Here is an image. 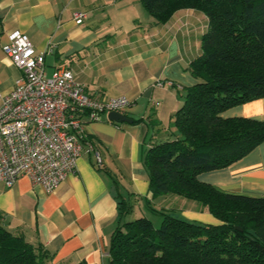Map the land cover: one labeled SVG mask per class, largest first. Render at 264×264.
<instances>
[{
	"label": "crops",
	"instance_id": "1",
	"mask_svg": "<svg viewBox=\"0 0 264 264\" xmlns=\"http://www.w3.org/2000/svg\"><path fill=\"white\" fill-rule=\"evenodd\" d=\"M77 11L88 14L81 25L73 19ZM208 28V18L193 9L157 24L140 0H0V97L23 78L3 51L8 35L20 30L36 54L45 53L48 78L60 69L71 70L91 97L130 101L121 112L129 122H113L107 114L86 122L77 173L54 192L46 193L28 176L12 188L0 181V226L41 247L50 256L49 264H109L119 225L117 194L133 205L125 220L162 211L191 222L219 224L195 201L154 197L144 164L150 148L176 138L173 115L187 88L197 82L189 67L202 54ZM223 116L264 121V98L233 107ZM199 179L227 194L263 197L264 142Z\"/></svg>",
	"mask_w": 264,
	"mask_h": 264
},
{
	"label": "trees",
	"instance_id": "2",
	"mask_svg": "<svg viewBox=\"0 0 264 264\" xmlns=\"http://www.w3.org/2000/svg\"><path fill=\"white\" fill-rule=\"evenodd\" d=\"M140 1L157 24L185 9L209 20L202 54L189 67L197 82L173 115L176 138L150 148L144 164L154 197L195 201L220 223L191 222L162 211L159 227L147 217L125 220L133 205L117 194L119 225L109 264H264V196L227 194L199 179L264 142V121L223 116L264 98V0ZM49 258L41 247L0 226V264H49Z\"/></svg>",
	"mask_w": 264,
	"mask_h": 264
},
{
	"label": "built area",
	"instance_id": "3",
	"mask_svg": "<svg viewBox=\"0 0 264 264\" xmlns=\"http://www.w3.org/2000/svg\"><path fill=\"white\" fill-rule=\"evenodd\" d=\"M87 18L83 11L73 16L78 25ZM3 51L23 72V78L0 97V181L12 188L28 176L34 185L52 193L77 173L86 122L100 121L103 114L121 113L130 101L91 97L71 70L60 69L48 78L45 53L36 54L29 36L20 30L8 35ZM86 146L93 150L90 143ZM95 156L101 164L100 154L95 152Z\"/></svg>",
	"mask_w": 264,
	"mask_h": 264
},
{
	"label": "rangeland",
	"instance_id": "4",
	"mask_svg": "<svg viewBox=\"0 0 264 264\" xmlns=\"http://www.w3.org/2000/svg\"><path fill=\"white\" fill-rule=\"evenodd\" d=\"M146 211H147V210H146ZM139 212H140V210H139V206H136V209H135L136 218H137V217H140ZM147 216H148V218H149L150 220L153 219V221L156 220V219H158L157 222L154 221V226H155V227H159V226L161 225V222H162V216L157 215V214H154L153 212H152V213L147 212ZM129 219L132 220V218H129ZM133 220H134V219H133Z\"/></svg>",
	"mask_w": 264,
	"mask_h": 264
},
{
	"label": "water",
	"instance_id": "5",
	"mask_svg": "<svg viewBox=\"0 0 264 264\" xmlns=\"http://www.w3.org/2000/svg\"><path fill=\"white\" fill-rule=\"evenodd\" d=\"M109 120L113 122H129L130 120L126 118L123 114L119 112H111L109 114Z\"/></svg>",
	"mask_w": 264,
	"mask_h": 264
}]
</instances>
